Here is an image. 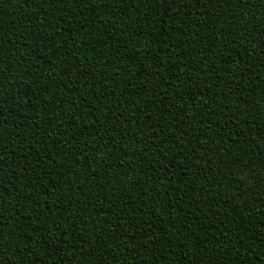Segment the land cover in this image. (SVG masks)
<instances>
[{
    "label": "trees",
    "instance_id": "1",
    "mask_svg": "<svg viewBox=\"0 0 264 264\" xmlns=\"http://www.w3.org/2000/svg\"><path fill=\"white\" fill-rule=\"evenodd\" d=\"M0 156V264H264V0H0Z\"/></svg>",
    "mask_w": 264,
    "mask_h": 264
},
{
    "label": "snow or ice",
    "instance_id": "2",
    "mask_svg": "<svg viewBox=\"0 0 264 264\" xmlns=\"http://www.w3.org/2000/svg\"><path fill=\"white\" fill-rule=\"evenodd\" d=\"M236 2L237 3H243V2H246V0H236ZM181 6H183V4H181ZM0 160H2V156H0ZM0 167H2V165H0Z\"/></svg>",
    "mask_w": 264,
    "mask_h": 264
}]
</instances>
